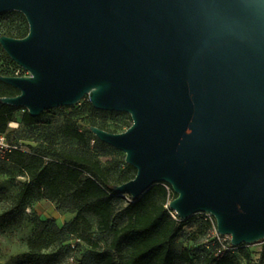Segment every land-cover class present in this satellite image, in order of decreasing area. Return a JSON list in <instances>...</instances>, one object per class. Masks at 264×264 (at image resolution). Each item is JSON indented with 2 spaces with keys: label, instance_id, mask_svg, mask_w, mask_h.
<instances>
[{
  "label": "water",
  "instance_id": "95a60500",
  "mask_svg": "<svg viewBox=\"0 0 264 264\" xmlns=\"http://www.w3.org/2000/svg\"><path fill=\"white\" fill-rule=\"evenodd\" d=\"M12 11L29 33L0 45L29 75H0L19 91L1 103L128 113L125 132L90 127L137 170L117 193L167 183L181 220L209 213L235 247L264 240V0H0Z\"/></svg>",
  "mask_w": 264,
  "mask_h": 264
},
{
  "label": "trees",
  "instance_id": "16d2710c",
  "mask_svg": "<svg viewBox=\"0 0 264 264\" xmlns=\"http://www.w3.org/2000/svg\"><path fill=\"white\" fill-rule=\"evenodd\" d=\"M23 21L25 29L18 27L2 36L26 37L29 24L24 15ZM7 60L0 64V75L14 76L19 65L10 57ZM18 94L16 88L0 81V98ZM88 102L93 111L105 113L94 108L90 100ZM54 109L42 112L38 117H32L26 112L19 124L29 127L39 125ZM18 110L17 107L0 102V133L5 134L10 142L20 144L6 133L9 124L15 122L14 114ZM99 128L105 130L103 127ZM53 129L55 135L75 142L76 147L56 149L51 143L49 146H39L32 153L25 150L15 151L8 160L12 159L14 163L23 165L28 176V181L18 196L19 205L39 196L56 202L59 210L72 209L77 212L67 228L60 229L53 224L49 240H31V251H41L65 233H69L93 247L91 264H241L242 258L248 264L252 262V254L246 250L248 245L245 244L237 247L235 252H228L220 257L217 256L218 245L206 247L208 250L205 249L196 258L192 257L191 250L187 247L177 250L176 239L188 221L196 216L187 220L172 216L167 206L177 195L169 184H156L142 198H132L124 208L118 209L114 200L119 193L114 187L133 180L137 170L127 164L125 170L114 180L112 171L120 164L116 163L113 168H109L93 155L90 152L91 142L85 132L69 120ZM204 216L197 220L205 227L206 234L211 224ZM93 219L98 231L110 238L109 244L104 248L93 238Z\"/></svg>",
  "mask_w": 264,
  "mask_h": 264
},
{
  "label": "rangeland",
  "instance_id": "374dc122",
  "mask_svg": "<svg viewBox=\"0 0 264 264\" xmlns=\"http://www.w3.org/2000/svg\"><path fill=\"white\" fill-rule=\"evenodd\" d=\"M18 27L26 28L21 12L12 11L0 14V36ZM8 57L0 45V64L8 61ZM88 100L86 97L74 106L55 108L54 112L45 116L39 125L32 127L23 123L19 124L28 112V110L19 108L14 114L15 122L13 123L15 125L9 124L6 133L12 140L19 142L23 150L31 153L35 152L39 146H49L51 143L56 149L65 147L71 149L76 147L75 142L53 133V128L69 120L87 134L91 142L90 152L104 165L113 168L116 163L120 164L112 171L115 180L126 168V154L102 142L90 130V127L98 126L106 131L122 133L132 125V118L128 113L95 112L91 109ZM27 181L28 176L23 165H18L11 159L0 166V264H91L93 247L69 233H65L41 251H31L29 246L31 240L36 242L49 240V232L53 224L60 229L67 228L77 212L72 209L59 210L56 202L39 196H34L27 203L19 205L18 196ZM131 199L132 197L128 194H119L114 203L118 209H121ZM195 216L196 218L188 221L176 239V249L189 248L193 258L198 257L207 249V235L212 229L210 226L205 234V227L201 226L197 220L202 214ZM204 217L206 219V216ZM93 223V238L99 242L101 248H104L109 244L110 238L98 231L94 219ZM246 250L252 254L250 264H264V242L248 245ZM241 264L248 263L242 258Z\"/></svg>",
  "mask_w": 264,
  "mask_h": 264
},
{
  "label": "built area",
  "instance_id": "2783aa9c",
  "mask_svg": "<svg viewBox=\"0 0 264 264\" xmlns=\"http://www.w3.org/2000/svg\"><path fill=\"white\" fill-rule=\"evenodd\" d=\"M23 71V73L21 72ZM29 73H27L23 68L19 66V68L15 69V75L14 76H28ZM23 148L21 144L12 143L7 139V136L3 133H0V164L6 162L9 160L11 154L15 151H22ZM169 208V204L167 206ZM171 211V210H170ZM172 216L177 219L179 218L178 215L171 211ZM206 216V219L211 223L212 229L210 233L207 235L208 240V246L211 245H218V252L217 256L220 257L225 253L228 252H235L236 248L231 244V237L226 235H221L217 230V224L216 220L213 217V215L209 213H199ZM197 215V214H196Z\"/></svg>",
  "mask_w": 264,
  "mask_h": 264
},
{
  "label": "bare ground",
  "instance_id": "6f19581e",
  "mask_svg": "<svg viewBox=\"0 0 264 264\" xmlns=\"http://www.w3.org/2000/svg\"><path fill=\"white\" fill-rule=\"evenodd\" d=\"M15 124L14 123H12V126H14Z\"/></svg>",
  "mask_w": 264,
  "mask_h": 264
}]
</instances>
